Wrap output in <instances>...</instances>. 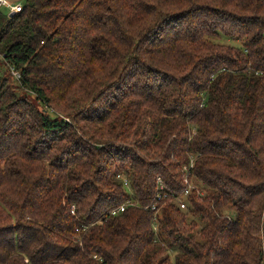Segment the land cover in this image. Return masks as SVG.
<instances>
[{
  "label": "trees",
  "instance_id": "trees-1",
  "mask_svg": "<svg viewBox=\"0 0 264 264\" xmlns=\"http://www.w3.org/2000/svg\"><path fill=\"white\" fill-rule=\"evenodd\" d=\"M23 5L0 10V264H264V0Z\"/></svg>",
  "mask_w": 264,
  "mask_h": 264
},
{
  "label": "built area",
  "instance_id": "built-area-1",
  "mask_svg": "<svg viewBox=\"0 0 264 264\" xmlns=\"http://www.w3.org/2000/svg\"><path fill=\"white\" fill-rule=\"evenodd\" d=\"M23 7H24V5L22 3H19V2L18 3H13V2H10L8 0H0V10L7 11L8 16H10V17H13L17 13L21 12L23 10ZM13 73H14V75L17 78L20 77V73L19 72L14 71ZM192 166H193V163L191 164V167ZM183 173H184V182L187 184L183 194L184 195H188L190 190H191V188H192V184L189 181V171H188V167L187 166L183 167ZM117 177L119 179H122L126 183L125 185H127L129 187L130 184H128V178H127V176L125 174L120 173V174L117 175ZM158 184H159V190H163L165 186H164V184H163V182H162V180L160 178H158ZM199 193H201V192H199ZM162 197H164V196L158 195L159 199L162 198ZM136 204H137V202L135 200H133L132 198H128V200H126V202H124L120 206H117L116 208H114L111 211V214L117 215V214L125 211L128 206L136 205ZM178 204H179V206L182 209H186L187 208V202L184 200L183 195L179 197ZM73 209H74V206H73ZM152 209L154 211H157L156 210V205H154L152 207Z\"/></svg>",
  "mask_w": 264,
  "mask_h": 264
},
{
  "label": "rangeland",
  "instance_id": "rangeland-1",
  "mask_svg": "<svg viewBox=\"0 0 264 264\" xmlns=\"http://www.w3.org/2000/svg\"><path fill=\"white\" fill-rule=\"evenodd\" d=\"M8 1H10V2H13V3H22V4H24L25 3V0H8ZM200 191V190H199ZM202 194H203V192L202 191H200ZM170 252V254H171V256H173L174 255V253H175V251L174 250H170L169 251Z\"/></svg>",
  "mask_w": 264,
  "mask_h": 264
}]
</instances>
